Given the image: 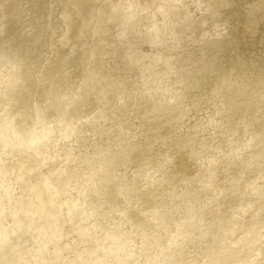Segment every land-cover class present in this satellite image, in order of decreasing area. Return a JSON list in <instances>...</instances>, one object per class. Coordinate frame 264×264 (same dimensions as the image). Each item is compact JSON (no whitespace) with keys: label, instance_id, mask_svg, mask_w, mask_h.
<instances>
[{"label":"clouds","instance_id":"clouds-1","mask_svg":"<svg viewBox=\"0 0 264 264\" xmlns=\"http://www.w3.org/2000/svg\"><path fill=\"white\" fill-rule=\"evenodd\" d=\"M0 264H264V0H0Z\"/></svg>","mask_w":264,"mask_h":264}]
</instances>
